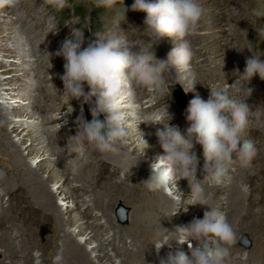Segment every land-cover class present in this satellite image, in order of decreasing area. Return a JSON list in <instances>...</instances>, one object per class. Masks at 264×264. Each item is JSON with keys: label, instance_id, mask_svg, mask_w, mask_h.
Masks as SVG:
<instances>
[{"label": "rangeland", "instance_id": "rangeland-1", "mask_svg": "<svg viewBox=\"0 0 264 264\" xmlns=\"http://www.w3.org/2000/svg\"><path fill=\"white\" fill-rule=\"evenodd\" d=\"M146 2L154 3L155 0H146ZM68 3L70 7L60 11L49 5H44L43 0H20L17 8H0V106L6 110L0 113V119L2 114L9 118L7 131L10 141L16 144V147L10 146L0 132V224L2 223L4 228L8 221L16 223L13 235L0 236V241L6 242L9 246L15 245V249L9 250L8 253L0 251L3 258L1 264H9L7 259L9 253L24 250L30 252L25 257L27 260H32L35 257L37 261L42 262L44 256H40L39 251L43 252L45 257L57 255L52 264L71 260L68 259L69 255L65 256L64 245L65 242H68L66 241L68 235H76L78 229L76 225L64 223L52 213L49 204L51 196L58 201V208L63 213L62 219L67 220L68 209H73V216L79 217L80 224L86 226L88 235L100 232L97 229V222H93L91 218V213L87 215V211H82V207L91 203L90 201L93 199H103V204H110L113 207L121 201L122 204L119 205L118 212L130 209L128 216L131 212L132 225L146 230L148 229L147 225L151 226L152 221H142V217H146L144 213L149 212V216H155L158 221H161L164 212L161 211L160 203L165 195H167L168 201L170 199L169 203L173 201L175 206L181 207L183 204L177 203L178 195L182 194L181 198H187L190 193L189 185H183L187 188L181 189L180 193L177 192L178 195L164 194L161 198H156L155 205H152L151 208H148L135 196L131 185L126 183L122 186L113 185L121 178L130 177V173L142 183L146 178L142 179L139 175L146 174V172L137 169L141 166V162H147V166L150 168L149 166L155 158L164 154L158 140L153 137H150L148 141L150 147V150H147L148 154L139 151L140 145L137 139L143 138L142 133L151 134L147 125H145L147 127L145 130H138L139 124L144 120L141 109L156 98V107L169 105L173 110L176 109L177 117H181V121H185L186 111L179 112L177 110L176 98L172 94L173 90L170 91L177 86L184 92L186 107L196 94L206 101L210 94V87H221L232 99L243 100L248 95L245 91L247 82L241 79L240 73L244 71L246 58L259 55L261 60H264V38H259L256 30L264 27V17H257L253 13V9L264 11V0H198L204 9L203 15L195 30L185 37L195 53L191 68L196 82L194 90L185 93L182 85L176 83L174 69L170 70L165 77L169 83V92L164 90L160 92V95V93H153L147 89H136L142 99L140 102L135 100L139 106V119H132L137 122H133V124L129 122L127 125V136L125 141L119 145V152L100 153L89 147L84 156L76 160L77 154L73 153L67 144H71L69 138L77 132V120L81 114L87 120L90 106L64 95V85L58 84L56 78L60 79L64 74L66 61L55 53L66 38H72L73 28H83L84 44L82 48L87 47L90 41L96 39L97 32H116L126 39L129 49L134 52L139 51L137 44L146 47L150 41L146 35H141L145 29L146 13L131 10L134 0H116L115 5L108 9L98 7V0H68ZM124 7L128 10L125 13V21L120 24L121 31L115 21L118 18V13ZM237 12L240 16L242 15L240 27H237L232 19ZM45 30H50V34L45 33ZM179 42L177 41V43ZM31 46L35 53L34 57L27 54L31 51ZM174 46V41L171 38L163 37L153 45V49L158 59H166L167 54ZM17 47H21V50ZM263 85L264 80H261L258 75L254 76L247 84V87L253 90L252 94L245 100L251 110L259 109L262 113H264ZM55 87L60 88L58 97L43 102V99L40 98L42 93L47 92L48 95L54 96L55 90H57ZM85 90L87 91V88ZM30 96H32V100H30ZM94 100L95 98H93ZM30 101L33 102L32 105L29 104ZM41 107L44 110L42 116L39 114ZM99 118L104 120L105 115L101 114ZM48 120L51 122L45 123ZM22 122H24L23 125H21ZM15 125L18 127L16 131H14ZM50 127L51 130H49ZM59 130L61 131L59 132ZM29 131L37 138L39 137L38 150L28 151L27 149L32 144L30 136H25ZM244 138L253 140L258 149L250 166L241 167L234 154L233 161L228 165L229 180L223 184L215 185L203 180V175L200 181L209 198L214 195L220 196V202L215 208L222 210L226 216L232 217V227L236 225L237 219L246 212L247 198L250 195V192L245 189L246 185L253 182L252 185H257L259 190L263 188L261 184H264V115L259 120L252 116L249 117ZM53 142L63 144V149L70 151L69 157L65 155L60 145H53ZM20 143H23L22 146ZM129 143H131L129 149H120L121 145ZM18 149L20 152L16 154ZM151 149L158 151L152 160L149 158ZM64 156L68 157V162L63 161V163H67L69 172H60L59 170L61 163L58 157L64 159ZM72 161H76L77 171L75 172L72 170ZM114 174H116V178L107 185L104 184ZM83 180L85 181L81 183ZM80 187H83L84 192L88 193L86 196H82L83 198L78 200L72 196L65 197L68 193L74 192L73 188L79 189ZM49 191L52 193L47 194ZM8 193L9 201L6 200ZM149 193L155 192L149 191ZM149 193L147 198H150ZM253 195L254 219L250 224V229L254 231V237H259L264 235V206H260V203L257 202L263 200L264 194L254 192ZM75 202L78 203V206L73 205ZM190 203L191 201L187 200L182 207L183 210L177 211L175 214H173L175 211L172 212L174 221L182 222V226L187 225L186 210L197 207L189 205ZM134 209L141 216L138 218L137 215L133 216V219ZM10 229L6 232H11ZM158 229L161 230L155 227L152 231L159 232ZM2 230L0 228V232ZM148 231L151 233V230ZM41 237L46 239L45 242H42ZM74 239L83 243L84 249L86 248L88 251L87 254L96 262L97 258L101 260L105 256V249L97 244L100 242L99 238L88 240L85 236H76ZM234 245L228 246L229 250L233 249ZM36 253H38L37 257ZM20 261L18 264H23L24 260Z\"/></svg>", "mask_w": 264, "mask_h": 264}, {"label": "clouds", "instance_id": "clouds-1", "mask_svg": "<svg viewBox=\"0 0 264 264\" xmlns=\"http://www.w3.org/2000/svg\"><path fill=\"white\" fill-rule=\"evenodd\" d=\"M19 3L20 0H0V8H17ZM115 3L116 0H98L97 6L108 9ZM43 4L57 11L70 7L68 0H43ZM127 10L124 7L115 21L120 30ZM131 10L146 13L145 29L141 35H146L150 43L146 47L137 44L139 51H131L126 39L114 31L97 32L96 39L82 48L83 28H73L72 38H66L55 53L66 61L61 76L64 95L90 105L91 121L85 120L81 114L77 120V132L69 138L71 144H67L77 154L76 160L83 157L89 147L100 153L119 152L130 120L139 119L136 89L169 92L165 77L174 69L176 83L182 85L185 93L194 90L196 82L191 68L195 53L185 37L195 30L203 15L204 9L198 0H155L154 3L134 0ZM253 13L264 17V11L260 9H253ZM256 30L259 38H264V27ZM163 37L171 38L175 46L166 59H158L153 45ZM260 57L252 55L246 58L240 77L247 84L256 75L264 80V60ZM247 84L245 91L249 97L253 90ZM246 98L232 99L221 87H210L206 101L196 94L185 110L189 124L186 134H182L177 126H170L168 121L149 123L164 125L155 131L164 154L150 164V175L142 182L145 188L178 195L175 182L187 179L190 193L183 200L182 194L178 195L177 203L182 205L184 200H190L189 205L209 206L205 188L201 180L196 179L199 160L195 145L202 146L205 161L203 180L211 184L220 185L230 179L228 165L234 154L241 167L250 166L258 149L253 140L244 138L245 129L250 116L259 120L264 113L259 109L251 110ZM165 111L167 113V109ZM101 114L105 115L104 120L99 118ZM142 142L146 145L143 139ZM71 163L72 170L77 171L76 161ZM190 177L195 180H190ZM209 207L211 210L205 211L202 219L194 218L188 225L177 227L174 233L167 232L154 243L158 253L165 245L171 247L173 239L178 244L187 242L191 253L189 256L183 251H170L166 258L160 259V264H224L229 255L228 246L235 243L236 235L226 214L219 208ZM181 208L178 207L173 214ZM191 241H196V245L193 246Z\"/></svg>", "mask_w": 264, "mask_h": 264}, {"label": "bare ground", "instance_id": "bare-ground-1", "mask_svg": "<svg viewBox=\"0 0 264 264\" xmlns=\"http://www.w3.org/2000/svg\"><path fill=\"white\" fill-rule=\"evenodd\" d=\"M235 8V7H234ZM236 11H238V10H236ZM252 15V14H251ZM242 16V15H241ZM241 16L239 15V13L237 12V13H235L234 15H233V23L238 27L239 25H240V23H241ZM246 18V17H245ZM248 18V17H247ZM256 19V18H255ZM252 20V19H251ZM245 21H246V19H245ZM253 22H255L254 20H253ZM255 25H257L256 23H254ZM240 27V26H239ZM251 37V36H250ZM17 48H19V50H21V47H17ZM18 50V49H17ZM27 54H31L33 57L35 56V53H34V50H33V47L31 46V51H29V52H27ZM23 58H24V56H23ZM37 58V57H36ZM60 77V76H59ZM56 80H58V84H60V85H63V81H62V79L60 78H56ZM55 81V80H54ZM47 82V81H46ZM52 82V81H51ZM48 83V82H47ZM56 84V83H55ZM64 87V86H63ZM55 88H57V90H55L56 92V94L54 95V96H50V95H48V93L47 92H45V93H42V97L40 96V98L41 99H43V102L44 101H48V100H52V99H55V98H57L58 97V92H59V89L60 88H58V87H55ZM46 90V89H45ZM41 92V91H40ZM41 94V93H40ZM38 95V94H37ZM160 95H161V93H160ZM63 97V96H62ZM32 98V96H30V100H32L31 99ZM37 99H38V97H36ZM165 99V98H164ZM14 100H17L16 98H14ZM135 100L137 101V102H140L142 99H141V94L138 92V91H136L135 92ZM166 100V99H165ZM51 102V101H50ZM63 102V101H62ZM160 103H161V101H160ZM166 103V102H165ZM30 105H32L33 104V102L32 101H30V103H29ZM64 104V103H63ZM45 105V104H44ZM163 105V104H162ZM36 106V105H35ZM169 106V105H168ZM170 107V106H169ZM43 107H41V110H40V115L42 116L43 115V109H42ZM54 109V108H53ZM175 109V108H174ZM5 109H4V107L3 106H0V113H2L3 111H4ZM6 111V110H5ZM73 111H74V109H73ZM54 112V111H53ZM47 114H48V112H47ZM57 119V118H56ZM144 121V120H143ZM8 122H9V118L8 117H6L5 115H1V119H0V132L2 133V135H3V137L5 138V139H7V142H8V144L10 145V146H12V147H16V144L13 142V141H10V137H9V133H8V131H7V124H8ZM49 122V120L47 121V122H45V123H48ZM51 122V121H50ZM49 122V123H50ZM130 122H132V124H133V122H137V121H133V120H130ZM141 122V121H140ZM24 124V122H22V124L21 125H23ZM145 125H147V123L146 122H142V123H140L139 124V129L138 130H141V131H143V130H145L147 127H145ZM18 129V127H17V125H15L14 126V131H16ZM148 130L151 132V134H144V133H142L144 136H143V140L145 141V143H146V145L145 144H143V142H142V139L141 138H138L137 140H138V144L140 145V149H139V151H143V152H145L146 154H148V152H147V150H150L149 148V138L150 137H153V138H156L155 137V133L150 129V127L148 126ZM48 134H50V133H48ZM56 134V133H55ZM57 135V134H56ZM25 136H30V138H31V140H32V144L30 145V147H27V149H28V151H33V150H38V138L36 137V135H34L31 131H29V132H27L26 133V135ZM59 141V140H58ZM21 145L20 146H22V144L23 143H20ZM49 144L51 145V142H50V140H49ZM56 144H58V145H60V147H61V149H63L64 147H63V144H61L60 142H53V145H56ZM66 145V144H65ZM131 147V143H129V144H123V145H121L120 146V149L122 150V149H129ZM145 147V148H144ZM137 150V149H136ZM162 150V149H161ZM22 151V150H21ZM132 151V150H131ZM133 151H134V149H133ZM20 151H19V149L17 150V152H16V154H18ZM63 152H65V155L66 156H68L69 157V153H70V151H66V149H63ZM158 152V151H157ZM156 150L155 149H151V154L149 155V158H150V160H152V159H154V156L156 155ZM15 153V152H14ZM66 156H64V159H61L60 157H58L59 158V160H60V163H61V167H60V172H67L68 171V168H67V163H63V161H65V162H68L67 161V158L68 157H66ZM147 162H141V168L139 167V168H137V169H141V171H143V172H146V174H141V175H139V177L140 178H148L149 177V175H150V168H148V166H147ZM130 167V166H129ZM69 172V171H68ZM88 180V179H87ZM85 180H83V181H81V183H83ZM176 188L178 189V193H180L181 192V189H183V188H187V187H184L183 185L184 184H181V180L179 179V180H177L176 182ZM217 187V186H216ZM218 191H220V190H218ZM51 191H49V192H47V194L48 193H50ZM186 192V191H185ZM52 193V192H51ZM207 193V192H206ZM165 194V193H164ZM68 196H72L73 198H75L76 200H78V197L76 196V194L74 193V192H71V193H68L67 195H65V197H68ZM49 198V197H48ZM168 199V197H167V195H165L164 196V199L161 201V211H163L164 212V217L168 220V223L167 224H164L163 223V221H158L157 219H156V217L154 216V217H152V216H149V212H147V213H144V215H146V217L144 218V217H142L143 218V220L142 221H144V220H150V221H152V224H151V226H149V225H147V230L146 229H143V230H145V231H147V232H149L148 230H151V234L153 235V234H156V235H154L155 236V238L159 241L160 240V238L163 236V235H165L167 232L168 233H174L175 232V230H176V228L177 227H179V226H182V222L181 223H179V222H177V221H174V219H173V217H172V212L173 211H176V209L178 208V205L177 206H175V203L173 202V201H171L170 203H169V201H170V199H169V201L167 200ZM183 199H186V197H183L182 198V200ZM95 200H97V199H93V200H91V202H94ZM209 200H210V198H209ZM209 200H208V203H209ZM186 201L187 200H184L183 201V205L181 206V207H184V205H185V203H186ZM98 202H100L101 204H102V206L103 207H105V204H103V199H101V200H98ZM115 202V201H114ZM49 204H50V206H51V211H52V213L56 216V217H58V219H61V220H63V222L64 223H67V224H69V225H76L77 226V229H78V233L76 234V235H73V234H69L68 235V237H67V239H66V241H68L69 242V244H68V242H65V245H64V248L66 249V252H65V256H67V255H69V257L70 258H68V259H71V260H69V261H66V262H64V263H58V264H115L113 261H112V259H110L109 258V256L107 255V253H106V251H105V256H103V258L100 260L99 258H97V262H99V263H97L96 262V260L95 259H91V257H90V255L89 254H87L88 253V251H87V249L85 248L84 249V245H83V243H81V242H79V241H77L76 239H74V237H76V236H85L86 237V239H88V240H92V239H96V238H99V241L100 242H98L97 244L100 246V247H103L104 248V244H103V242L101 241V235H100V233H97V232H95L93 235H88L87 234V229H86V226H81V224H80V219H78L79 217L78 216H76V217H74L73 216V212H74V210L73 209H68V213H67V215H68V218H67V220L66 219H62L63 218V213L60 211V209L58 208V201L56 200V199H54V197H50V200H49ZM73 205H77L78 206V203L77 202H75V203H73ZM108 205V204H107ZM110 205V204H109ZM105 208H107V207H105ZM122 208V207H121ZM124 209V208H123ZM181 210H183V208H181V209H179L178 211L180 212ZM240 211V210H239ZM228 212V211H227ZM162 213V212H161ZM160 213V214H161ZM234 213V212H233ZM66 215V216H67ZM137 215V218L138 217H140L141 216V214H139L135 209L133 210V212H132V218H133V216H136ZM227 217V220H228V222L230 223V224H232L233 222H232V217H230V215H227L226 216ZM134 219V218H133ZM141 221V220H140ZM141 221V222H142ZM61 223H63L62 221H60ZM155 227H158V228H160L161 230L159 231V229H158V231L159 232H154V231H152ZM65 236V235H64ZM67 236V235H66ZM65 238V237H64ZM172 238H174V237H172ZM7 239V238H6ZM8 241V240H7ZM10 242V241H9ZM6 243V242H5ZM8 243V242H7ZM14 244V243H13ZM85 244V243H84ZM70 245H71V247H70ZM86 245V244H85ZM170 245H171V247H169L168 245H165L164 247H162L161 249H164L165 251H179L180 250V245H183L184 246V250H182L183 252L185 251V253L186 254H188V255H191V253H190V250H189V247H188V243L186 242V243H184V244H178L177 242H176V240H171L170 241ZM45 247V246H44ZM68 248H70V250H68ZM72 249V250H71ZM9 251V250H8ZM8 251H6L5 253H8ZM2 252V251H1ZM15 252V251H14ZM94 252V251H93ZM29 253L30 252H28V250H24V251H18V252H15V253H9V255L7 256V259L9 260V264H18V261L19 260H21L20 262H22V260H24L23 261V264H33L32 263V261L34 260V259H36L35 257H33L32 258V260H27V258H25V257H27V255H29ZM108 257V258H107ZM34 262V261H33Z\"/></svg>", "mask_w": 264, "mask_h": 264}, {"label": "water", "instance_id": "water-1", "mask_svg": "<svg viewBox=\"0 0 264 264\" xmlns=\"http://www.w3.org/2000/svg\"><path fill=\"white\" fill-rule=\"evenodd\" d=\"M173 93L178 97V99L180 100V102L184 103V94H183L182 89L180 87H178V86L175 87L173 89ZM91 119H92L91 112L88 111V121H91Z\"/></svg>", "mask_w": 264, "mask_h": 264}]
</instances>
